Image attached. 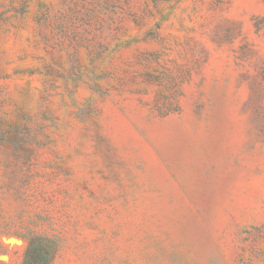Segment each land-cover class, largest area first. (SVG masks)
Instances as JSON below:
<instances>
[{
  "label": "rangeland",
  "instance_id": "1",
  "mask_svg": "<svg viewBox=\"0 0 264 264\" xmlns=\"http://www.w3.org/2000/svg\"><path fill=\"white\" fill-rule=\"evenodd\" d=\"M0 264H264V0H0Z\"/></svg>",
  "mask_w": 264,
  "mask_h": 264
}]
</instances>
